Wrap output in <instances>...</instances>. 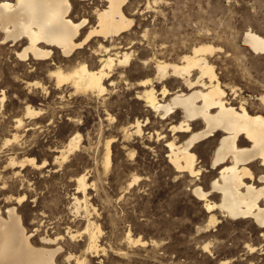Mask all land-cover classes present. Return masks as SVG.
<instances>
[{"label":"rangeland","instance_id":"obj_1","mask_svg":"<svg viewBox=\"0 0 264 264\" xmlns=\"http://www.w3.org/2000/svg\"><path fill=\"white\" fill-rule=\"evenodd\" d=\"M135 9L142 11L135 16L136 25L128 35L131 40L124 38L127 44L134 43L135 57L142 52L151 57L156 51L174 55L211 42L224 48L218 60L222 73L231 68L243 84L249 78L264 79V54L255 53L243 40L251 29L264 35V0H136ZM84 12L78 9L77 13L81 17ZM35 68L34 74L27 76V66H18L17 61L4 56L0 59V92L8 93L5 107L0 103V209L6 217L8 207L16 204L35 246L42 245L43 237H62L50 245L63 246L57 264H79L76 257L85 256V264H264L262 230L251 221H233L219 214L221 222L206 228L209 214L193 189L199 184L208 190L217 176L219 171L211 164L213 150L202 152L200 161L207 166L204 175L178 174L167 159L165 141L151 137V129H146L143 137L125 140L124 128L137 118H150V126L169 129V122H161L153 112L148 114L145 104L135 98L136 91L122 84L107 95L105 102L68 92L62 97L48 76L47 66ZM138 79L135 75L132 81ZM23 80L40 81L49 94L42 89L29 94ZM247 97L255 98L249 92ZM28 104L46 113L28 120ZM181 114L179 111L178 118ZM19 118L25 122L18 133L19 143L5 147V139L15 133ZM77 133L82 135L81 147L65 162L57 159ZM111 137L117 141L112 165L107 168L106 141ZM11 157L17 161L35 157L37 163L48 164L37 168L26 161L24 166L12 168ZM82 174L89 181L87 196L77 190V177ZM136 175L142 180L129 187ZM23 195L26 200L20 205L18 197ZM74 197L84 200L81 207L87 200L88 207L78 211ZM89 221L101 228L99 255L86 253L88 235L84 231ZM70 232H77V237L72 239ZM129 234L147 243L130 242ZM207 243L209 249L203 247ZM247 243L258 248L254 254Z\"/></svg>","mask_w":264,"mask_h":264},{"label":"bare ground","instance_id":"obj_2","mask_svg":"<svg viewBox=\"0 0 264 264\" xmlns=\"http://www.w3.org/2000/svg\"><path fill=\"white\" fill-rule=\"evenodd\" d=\"M135 1L0 0V59L4 56L17 61L18 66H27L30 69L27 76L34 74L35 66H47L48 76L62 97L68 92L70 96L83 95L105 102L107 95L122 84L136 91L135 98L145 104L148 114L153 112L161 122H169V129L150 126V118H137L124 128L125 140L143 137L145 130L151 129V137L165 141L167 159L175 171L196 178L206 171L204 161H200L202 152L213 150L211 164L213 170L219 171L217 176L211 180L208 190L199 184L193 189L209 214L206 228L217 226L221 216L233 221L246 220L262 230L264 239V79L249 78L243 84L231 68H225L222 73L218 60L224 48L211 42L196 44L174 55L154 51L151 57L145 52L135 57L133 42L129 45L124 40L126 37L131 40L128 35L136 25L135 16L142 11L132 10ZM78 9L85 10L81 17ZM147 33L150 36V32ZM244 35L243 40L252 51L264 54V35L253 29ZM140 59L143 62H138ZM135 75L140 79L133 82ZM2 80L0 70V82ZM24 83L29 94L36 89L48 93L40 81ZM248 92L255 97L253 100L247 97ZM6 100L8 93L2 90V107ZM44 110L28 104L26 118L37 120L46 113ZM179 111L182 116L178 118ZM24 126L22 118L16 119L15 133L5 139V147L19 143L18 133ZM82 140L80 133L71 136L68 150H61L57 159L65 162L71 152L81 147ZM116 141V137L106 141L107 168L112 165ZM131 155L134 156L135 151ZM26 161L37 168L48 164L47 161L37 163L35 157L24 161L11 157L9 164L15 168L24 166ZM141 180L138 175L134 176L129 187ZM77 181V190L88 194L86 175L78 176ZM25 200L26 195L18 197L20 205ZM75 200L78 211L85 205L88 207L87 200L82 207L84 200L81 202L78 197ZM15 205L8 207L6 217L0 209V264H57V255L63 246L50 245L62 237H43L42 245L35 246L32 233L27 231ZM84 232L88 235L86 253L97 255L101 251V228L89 221ZM76 234L69 233L72 239ZM127 238L133 243H147L141 237L133 239L131 234ZM203 247L209 249L210 243ZM247 247L251 254L258 249L249 243ZM72 255L67 256L68 261ZM85 257H76V260L85 264Z\"/></svg>","mask_w":264,"mask_h":264}]
</instances>
